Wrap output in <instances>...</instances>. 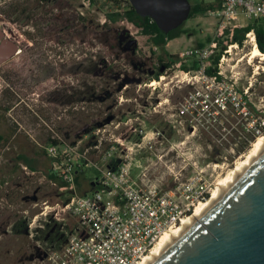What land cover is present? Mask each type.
Segmentation results:
<instances>
[{"label":"rangeland","instance_id":"374dc122","mask_svg":"<svg viewBox=\"0 0 264 264\" xmlns=\"http://www.w3.org/2000/svg\"><path fill=\"white\" fill-rule=\"evenodd\" d=\"M121 7L107 0H0V31L21 50L0 66V264L36 263L62 247L77 225L62 210L70 190L48 181L52 163L42 147L53 136L86 145L93 130L109 125L115 139L133 148L132 176L145 174V183L173 192L187 209L175 228L234 177L264 135V60L251 57L256 45L248 36L242 46L228 45L225 32L252 20L222 27L209 12L188 19L186 33L166 48L179 56L201 44L212 55L221 51L218 40L227 45L218 70L247 99L249 115L230 103L218 109L212 99L181 115L194 89L214 95L215 88L204 80L187 85L176 67L162 68L157 58L163 51L132 24L104 28L106 14ZM62 58L71 59L73 77ZM157 70L165 79L149 80ZM13 73L18 79L9 84ZM79 171L77 192L85 195L99 171Z\"/></svg>","mask_w":264,"mask_h":264},{"label":"built area","instance_id":"2783aa9c","mask_svg":"<svg viewBox=\"0 0 264 264\" xmlns=\"http://www.w3.org/2000/svg\"><path fill=\"white\" fill-rule=\"evenodd\" d=\"M215 1L220 7L213 15L222 27L235 25L241 19L264 21V0ZM246 36L256 45L254 32ZM210 56L209 47L185 50L179 55L175 67L182 82L195 86L204 80L210 88H215L214 95L194 89L190 93L192 101L182 105L180 114L194 113L196 105L202 103L200 100L207 103L212 99L218 109L226 110L230 103L247 117V99L222 77L206 75L205 70L211 65ZM193 60L199 62L198 70L180 69L182 63L189 64ZM218 75L221 76L219 71ZM152 84L155 82L149 87L155 89ZM108 126L93 130L86 137L89 138L86 145H82V141L66 145L60 137L53 136L52 140L58 143L50 141L42 147L52 160L51 173L66 186L60 187L54 181L51 184L61 191L70 190L71 197L62 210L70 212L77 225L62 247L34 264H141L161 236L186 213L187 209L180 207L173 192L145 183V174L136 178L132 176L130 159L133 148L115 139ZM101 164L104 167L100 168ZM90 166L99 171L94 189L90 194L79 195L75 174L82 167Z\"/></svg>","mask_w":264,"mask_h":264},{"label":"water","instance_id":"95a60500","mask_svg":"<svg viewBox=\"0 0 264 264\" xmlns=\"http://www.w3.org/2000/svg\"><path fill=\"white\" fill-rule=\"evenodd\" d=\"M127 1L166 34L191 13L189 0ZM15 50L17 45L4 39L0 64ZM155 264H264V153Z\"/></svg>","mask_w":264,"mask_h":264},{"label":"trees","instance_id":"16d2710c","mask_svg":"<svg viewBox=\"0 0 264 264\" xmlns=\"http://www.w3.org/2000/svg\"><path fill=\"white\" fill-rule=\"evenodd\" d=\"M109 2L114 3L115 5L121 7L119 11H113L106 14V21L103 24L104 28H110L111 25L126 21L130 24H132L135 28L139 30V33L146 37L148 42L155 47L156 49H161L163 53L157 58L158 63L162 66L164 69H169L172 66L175 67V64L179 60L178 55H171L166 53V46L168 42L171 40H175L179 37H181L183 34L186 33V30L183 29L184 24L169 32L164 33L162 32L156 23L150 19L149 17H141L136 13L134 8L130 5V3L127 0H107ZM191 3V13L189 16V19H193L198 16L205 15L207 13H214L219 9L220 5L216 2V4H207L204 2V0H189ZM124 6V7H123ZM82 21L85 22L84 17H80ZM226 34L230 36L228 41V45H239L242 46L244 41L246 40V35L250 32H254L255 38H256V46L259 49V51L264 54V21L263 20H252V22L248 23L244 27H238L233 30L227 29ZM219 47L221 48V51L216 54H212L210 56L211 65L208 66L205 70V73L207 76H218V78H221L220 75H218V64L220 62L221 57L224 54V51L227 49V45H223L220 40L217 41ZM203 45H199V48H203ZM180 69L182 71H189V70H198L199 69V62L196 60H193L190 64H181ZM113 68L110 67L108 69V73L112 72ZM163 75V71H155L149 80H159V77ZM262 133H264L262 129ZM4 140V137L0 135V143ZM49 141L53 142L54 144L58 143L56 140L49 139ZM20 160H23L27 166L30 167L31 170H35L34 167L27 161L24 160V158L21 156L19 157ZM52 163V160H50ZM81 174L78 170L75 174V184L77 189H80L82 186L81 183ZM48 181L50 182H57V184L60 187L66 186V183L63 182L60 179H57L55 175L51 173V170L49 174L47 175ZM94 181H89L87 184V190H85L86 194L94 189V184H92ZM82 195V194H80Z\"/></svg>","mask_w":264,"mask_h":264},{"label":"bare ground","instance_id":"6f19581e","mask_svg":"<svg viewBox=\"0 0 264 264\" xmlns=\"http://www.w3.org/2000/svg\"><path fill=\"white\" fill-rule=\"evenodd\" d=\"M262 54L257 46L253 49L251 57L256 58ZM151 86H154L152 84ZM264 153V135L261 136L254 145V149L248 155L247 161L240 166L234 173V177L219 184L221 187L216 191L210 200L200 203L195 212L182 220L178 227L164 233L158 240L152 251L144 257L141 264H155L179 239H181L192 227H194L216 204V202L235 184V182L256 162V160Z\"/></svg>","mask_w":264,"mask_h":264},{"label":"flooded vegetation","instance_id":"af4514ba","mask_svg":"<svg viewBox=\"0 0 264 264\" xmlns=\"http://www.w3.org/2000/svg\"><path fill=\"white\" fill-rule=\"evenodd\" d=\"M4 39L13 42L12 39L9 38L7 33L3 32V31H0V45L2 44V41ZM13 43H15V42H13ZM15 44L17 45V43H15ZM20 52H21V50H20L19 46L17 45V50H15V52L13 54L9 55V57L6 58L4 60V62H2L0 64V66L3 65V64H6L7 62H9L12 58L15 57V55L19 54ZM62 55L65 56V54H63V53H62ZM61 62H62V64H61L62 69L64 71H65V69H68L69 76L73 77L74 76V68H73L74 66L71 64V62H72L71 59L68 58L67 61H66L64 58H62ZM13 79H15V80L18 79V77H15V73L11 74V76H8V83L9 84H12V83L14 84Z\"/></svg>","mask_w":264,"mask_h":264},{"label":"crops","instance_id":"0c3cea01","mask_svg":"<svg viewBox=\"0 0 264 264\" xmlns=\"http://www.w3.org/2000/svg\"><path fill=\"white\" fill-rule=\"evenodd\" d=\"M175 40H176V39H175ZM172 41H174V40H171L170 42H168V44H167L166 48H168V47H169V45H170V43H171Z\"/></svg>","mask_w":264,"mask_h":264}]
</instances>
